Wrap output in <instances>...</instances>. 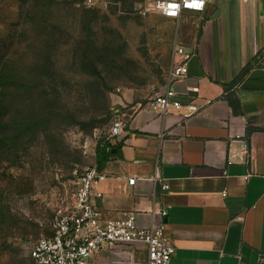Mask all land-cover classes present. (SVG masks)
<instances>
[{"label": "crops", "instance_id": "1", "mask_svg": "<svg viewBox=\"0 0 264 264\" xmlns=\"http://www.w3.org/2000/svg\"><path fill=\"white\" fill-rule=\"evenodd\" d=\"M174 20L192 54L171 84L183 108L160 116L135 100L122 116L118 151L95 163L108 175L101 215L136 211L147 225L153 206L166 209L170 264H264V0H210ZM188 104L199 109L185 117Z\"/></svg>", "mask_w": 264, "mask_h": 264}, {"label": "rangeland", "instance_id": "2", "mask_svg": "<svg viewBox=\"0 0 264 264\" xmlns=\"http://www.w3.org/2000/svg\"><path fill=\"white\" fill-rule=\"evenodd\" d=\"M155 0H0V264H31L112 123L167 84L177 22Z\"/></svg>", "mask_w": 264, "mask_h": 264}, {"label": "built area", "instance_id": "3", "mask_svg": "<svg viewBox=\"0 0 264 264\" xmlns=\"http://www.w3.org/2000/svg\"><path fill=\"white\" fill-rule=\"evenodd\" d=\"M210 0H155L151 8L162 16L181 18L186 12H204ZM172 67L166 86L150 100L151 107L165 116L171 110H180L183 104L171 87L173 82L188 75L191 53L176 43ZM183 116L198 111L188 104ZM125 121L118 114L110 128L112 139L123 132ZM108 175L96 164L86 166L76 176L69 202L58 208L54 215L52 232L38 238L29 250L31 264H91L99 252H107V264H141L139 253H145V264H170L175 246L166 236V209L152 207L151 221L137 223L136 211H124L118 217H104L99 200L104 197L101 184ZM135 178H129L133 184ZM162 189L167 184L163 183ZM225 194V192H223Z\"/></svg>", "mask_w": 264, "mask_h": 264}, {"label": "trees", "instance_id": "4", "mask_svg": "<svg viewBox=\"0 0 264 264\" xmlns=\"http://www.w3.org/2000/svg\"><path fill=\"white\" fill-rule=\"evenodd\" d=\"M0 84L4 85L2 83V79L0 81ZM3 94H0V111L4 108L3 105ZM113 149H116L118 151V147L115 145H111V144H105L104 146L98 148L97 150V160L95 162H97V164H102L105 160H107L110 155L113 154Z\"/></svg>", "mask_w": 264, "mask_h": 264}, {"label": "water", "instance_id": "5", "mask_svg": "<svg viewBox=\"0 0 264 264\" xmlns=\"http://www.w3.org/2000/svg\"><path fill=\"white\" fill-rule=\"evenodd\" d=\"M113 151H115V149H113Z\"/></svg>", "mask_w": 264, "mask_h": 264}]
</instances>
